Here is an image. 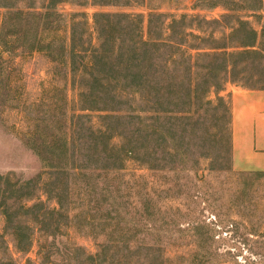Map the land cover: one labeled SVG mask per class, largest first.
Returning a JSON list of instances; mask_svg holds the SVG:
<instances>
[{
  "label": "rangeland",
  "instance_id": "374dc122",
  "mask_svg": "<svg viewBox=\"0 0 264 264\" xmlns=\"http://www.w3.org/2000/svg\"><path fill=\"white\" fill-rule=\"evenodd\" d=\"M234 1L0 0V235H32L0 237L13 264H264V171L235 167L232 110L264 91V0ZM96 14L135 21L85 69ZM138 37L158 44L137 61ZM139 62L147 92L118 93Z\"/></svg>",
  "mask_w": 264,
  "mask_h": 264
},
{
  "label": "trees",
  "instance_id": "16d2710c",
  "mask_svg": "<svg viewBox=\"0 0 264 264\" xmlns=\"http://www.w3.org/2000/svg\"><path fill=\"white\" fill-rule=\"evenodd\" d=\"M232 2L234 0H231ZM246 0H244L243 2H245ZM235 3V1H234ZM249 6V5H248ZM247 6V7H248ZM245 7V8H247ZM249 8H253L251 6H249ZM100 18H104L106 19V22H101L99 21ZM115 18H124V19H127L128 21H135V16L134 15H127V14H116V15H111V14H96L95 15V27L98 28V31H99V37H98V42L95 44L93 43H90V46L91 47H88L90 49H83L81 51H72V54L75 55V57H77L78 59H80V64L83 65V67H85V69H95V65L96 63L93 65L92 63H89V57H94V56H105V50L104 49V46H103V43L105 42V40L107 39L106 38V33L108 32L109 34L113 32L114 34V30L117 29L115 27ZM118 21V20H117ZM175 22V21H174ZM139 25V24H138ZM138 35H140L139 33V26H138ZM140 39V40H139ZM158 43H155L153 41H145L143 40V37H138V46H136V50H135V53L136 55L138 54V48H144V47H147L149 45H156ZM163 44H168V43H163ZM167 46H169L170 48L172 49H178L179 51H182V46L177 43V44H168ZM119 53V52H118ZM259 51H255V50H251V51H244V52H239V53H233V54H230L229 56H235V54H258ZM98 54V55H96ZM125 56V54H122ZM149 55V53H148ZM147 55V57L149 58V56ZM226 55V53H225ZM99 57V56H98ZM172 58H175V56H172ZM138 61V55H137V59ZM148 60V59H147ZM75 64H78V62H75ZM140 66H136L135 68H132L131 71H134L135 70H138L139 68H142V71L138 72L136 74V80L133 81L132 83H129V90H126L125 89V85L124 86H121L120 88V91H118V93H126V92H132L133 94H143L144 92H147V90L145 89L146 88V84L148 83L147 81H143V77H146L147 74H148V67L147 66H142V62L138 63ZM74 69H76V67H74ZM133 78V77H132ZM220 85L221 83L219 81H217ZM211 87L214 88L216 86H220V85H215L213 82H211ZM149 91V89H148ZM197 91V86L196 84H191L190 85V97H192V95H194ZM211 102L210 101H207V104H210ZM109 117V116H108ZM141 124H143V121L141 120L140 122ZM126 156H130V158L134 161V160H137V162H139L141 164V166H144L146 164V162L148 161H145L144 157L142 156L143 159L141 158H133L134 157V152L133 151H127V154ZM146 157L148 158V155L146 154ZM150 162V161H149ZM152 166V165H151ZM151 169V168H150ZM2 176L0 175V178ZM1 213L3 214V217L5 218V221L6 222L8 220V223L9 224H12L11 222V219L13 217V212L11 211H8V208L6 207H1ZM15 219V218H13ZM10 220V221H9ZM13 222L16 221L15 220H12ZM9 228H13V230L15 229V231L13 232H9L10 235H14L16 236V247L21 250V251H24V250H27L28 247L31 245V238H32V235H30V237L28 236L27 237V244H24V245H21L19 243L20 241V238H19V235L17 234L18 230L16 228H19L17 225L13 227V225H8ZM8 226H5L4 229H3V234L0 235V237H5V235L8 233V229L7 227ZM21 229V228H20ZM3 246V245H2ZM92 259V258H91ZM0 264H13V258L9 257L8 255V252L6 251V247H3L1 250H0ZM162 264V262L160 263Z\"/></svg>",
  "mask_w": 264,
  "mask_h": 264
},
{
  "label": "crops",
  "instance_id": "0c3cea01",
  "mask_svg": "<svg viewBox=\"0 0 264 264\" xmlns=\"http://www.w3.org/2000/svg\"><path fill=\"white\" fill-rule=\"evenodd\" d=\"M232 110L235 167L264 171V91L234 92Z\"/></svg>",
  "mask_w": 264,
  "mask_h": 264
}]
</instances>
